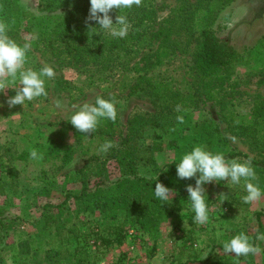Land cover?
<instances>
[{
  "label": "rangeland",
  "instance_id": "374dc122",
  "mask_svg": "<svg viewBox=\"0 0 264 264\" xmlns=\"http://www.w3.org/2000/svg\"><path fill=\"white\" fill-rule=\"evenodd\" d=\"M12 1L15 12L6 30L17 43L30 44L25 68L39 71L48 65L56 70V76L46 81V96L26 102L24 106L10 109L6 104V100L15 95V85L0 89V104H3L0 107V178L3 179L1 187L10 188L0 195L4 219L0 264H77L73 255L82 258L78 264H264V240L253 238L257 229L255 214H264V199L244 204L243 182L239 186L226 185V181L205 185L209 220L205 225H198L192 220L194 214L185 190L187 184L194 186V180H178L175 172L165 177L163 184L173 190L169 200L173 209L159 227L152 257V239L139 231L130 230L128 240L120 248L96 252L93 238L87 239L84 245L43 229L38 220L39 210L29 207L32 202L36 203L34 196L45 188L50 191L49 195L39 198L38 203H58L57 193L77 194L81 189L78 182L81 173L95 169L103 157L99 146L108 137L112 138L113 145L114 141L124 139L127 122L133 116L144 117L152 126L146 128L137 141L136 161H140L136 163L148 161L150 165L135 168L141 176H154L155 169L179 162L186 152L200 146L201 127L209 124H200L203 121L217 125L220 137L226 140L232 152L264 162V0H235L215 15L205 11L198 13L191 25L195 36L179 23L174 25L169 38L173 42L171 48H167L161 63L148 74L154 83L167 85L160 90L159 97L136 88V78L142 72L133 70L142 66L144 56L156 52L157 42L146 39L125 70L118 66L111 77L98 79L87 74L84 68L68 64L67 59L53 56L47 35L42 34L45 29L36 20L41 15L37 0ZM184 1L155 0L157 21L167 18ZM206 29L228 39L243 56L230 79L220 75L207 77L194 62L200 33ZM150 61L157 62L154 58ZM98 96L114 101L117 120L101 125L103 134L78 141L68 123L70 116L84 103H94ZM161 123H167L166 127H154ZM242 132L244 135L238 136ZM160 141L161 152L147 151ZM168 141H174L175 146L170 147ZM32 149L42 154V159H31ZM107 171L111 180L119 175L115 161L107 164ZM255 173L253 183L264 191V177ZM222 192L230 198L221 205L217 196ZM79 219L90 223L100 221L101 216L83 214ZM241 232L261 248L258 254L235 258V254L223 252V243ZM64 250L70 254L68 259L58 262L52 257Z\"/></svg>",
  "mask_w": 264,
  "mask_h": 264
},
{
  "label": "trees",
  "instance_id": "16d2710c",
  "mask_svg": "<svg viewBox=\"0 0 264 264\" xmlns=\"http://www.w3.org/2000/svg\"><path fill=\"white\" fill-rule=\"evenodd\" d=\"M37 2L41 15L36 20L38 25L45 29L42 34L47 35L53 56L67 59L68 64L84 68L92 77L98 79L111 77L113 70L115 71L118 66L125 70L132 55L146 39L157 42L156 52L144 56L141 59L142 66L134 67L133 70L136 73L142 72L136 78V88L145 94L155 93V96L159 97L160 90L165 89L167 85L159 81L154 83L148 74L154 66L161 63L167 54V48H171L169 46L173 42L169 38L174 25L179 23L181 28L188 30L191 36H195L191 25L198 13L205 11L215 15L235 0H185L161 21H157L158 6L155 0H141L139 6L133 5L122 13L114 9L111 13L113 20L118 14L127 16L129 27L125 38H112L100 30L89 32V25L86 24L90 8L89 0H37ZM14 12L15 5L12 0H0V24L5 28L9 25ZM91 26L99 27L95 23ZM155 27H158L157 30L154 29ZM199 39L194 62L200 67L201 72L207 77L216 75L224 79L233 77L242 62V54L231 46L228 39L220 38L211 29L202 30ZM152 58L157 62H151ZM147 121L142 116L129 118L124 139L117 143L114 141V147L107 153H102L103 157L99 159L95 169L79 174L78 182L81 184V189L77 194L57 193L59 201L54 204L50 201L38 203L39 198L49 195L50 191L46 188L34 196L36 203L32 202L29 207L31 210H39L38 220L43 229L53 230L57 236H63L67 241H81L84 245L87 239L93 238L96 252H100L101 249L120 248L128 240L130 230L139 231L152 239L150 257L154 255L159 227L170 215L173 203L167 201L165 204L156 200L152 189L154 190L156 183H164L165 177L176 173L175 163L178 162L173 161L160 170L155 169L151 163V167L154 166L155 169V175L151 177L141 176L138 173L136 167L138 169V167L150 166L148 161L142 164L136 163L140 161V159L136 161L139 147L137 141L146 128L152 127L146 123ZM105 123L113 122L102 121L95 133H79L73 128L76 140L103 134L104 130L100 126ZM202 123L209 124H203L201 127L203 135H200V146L213 154L222 153L227 160H249L246 155L234 153L229 149L226 140L220 137L215 123L200 122ZM166 124L161 123L154 127H166ZM239 135H244V132L238 133ZM111 139L108 137L107 140L112 141ZM168 145L175 146V142L168 141ZM162 150L161 141L153 143L147 149L149 152L157 153ZM111 161H115L119 170V175L113 180L109 178L107 171V164ZM251 164L254 170L264 177V162L251 160ZM92 179L93 184L90 185ZM2 181L3 179L0 178L1 196L10 190L8 186L1 187ZM1 213L2 211H0V233L4 228ZM96 213L101 216L100 221L88 223L79 219V215ZM255 220L257 229L253 235L254 239L258 233H264V214L256 213ZM69 256L66 250L52 255L58 262L68 259ZM73 259L78 264L82 258L73 255ZM49 261H52V258H49Z\"/></svg>",
  "mask_w": 264,
  "mask_h": 264
},
{
  "label": "clouds",
  "instance_id": "9594fccd",
  "mask_svg": "<svg viewBox=\"0 0 264 264\" xmlns=\"http://www.w3.org/2000/svg\"><path fill=\"white\" fill-rule=\"evenodd\" d=\"M89 3L90 8L86 18L89 32L100 30L112 38H125L129 27L127 16L118 14L113 22L111 13L114 9L122 13L133 5L139 6L141 0H89ZM92 23L99 27H92ZM29 48V43L21 45L11 39L5 26L0 24V89L7 88L9 84L16 86L15 95L6 100L10 109L17 105L24 106L26 102L46 96V81L56 76V70L48 65L41 67L39 71L25 68ZM0 107H3V104H0ZM105 120L113 122L117 120L116 105L114 101L98 96L94 103H84L73 112L68 123L77 132L87 134L95 133L98 125ZM113 147L112 141L106 140L98 150L101 153H107ZM29 155L33 160L42 159V154L36 149L30 150ZM175 165L178 180H194V186L187 184L185 190L188 194L187 202H189L190 211L194 214L192 220L198 225H205L209 220L210 209L207 203L209 198L205 185L226 181V185L239 186L243 182L246 193L242 196L244 204L264 199V191L253 183L256 173L250 159L244 162L238 159L227 160L222 153L213 154L203 146H194ZM152 194L156 200L166 204L171 199L173 190L163 183H156ZM217 198L222 205L224 201L229 200L230 196L222 192ZM256 239L264 240V233H258ZM222 250L227 254H235V258H240L249 254H258L261 248L255 246L250 242V237L241 232L226 240Z\"/></svg>",
  "mask_w": 264,
  "mask_h": 264
}]
</instances>
